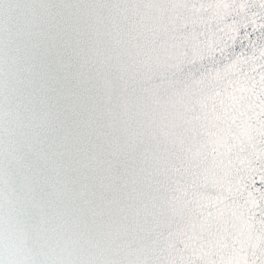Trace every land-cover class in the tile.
Wrapping results in <instances>:
<instances>
[{"label": "snow or ice", "instance_id": "6c2138e0", "mask_svg": "<svg viewBox=\"0 0 264 264\" xmlns=\"http://www.w3.org/2000/svg\"><path fill=\"white\" fill-rule=\"evenodd\" d=\"M0 264H264V0H0Z\"/></svg>", "mask_w": 264, "mask_h": 264}]
</instances>
